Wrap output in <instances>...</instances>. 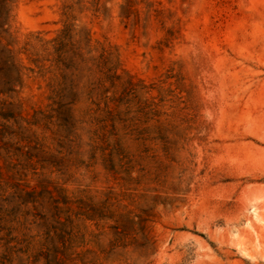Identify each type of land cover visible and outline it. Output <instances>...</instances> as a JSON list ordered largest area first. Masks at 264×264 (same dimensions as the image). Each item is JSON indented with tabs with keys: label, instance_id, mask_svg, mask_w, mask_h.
Masks as SVG:
<instances>
[{
	"label": "rangeland",
	"instance_id": "obj_1",
	"mask_svg": "<svg viewBox=\"0 0 264 264\" xmlns=\"http://www.w3.org/2000/svg\"><path fill=\"white\" fill-rule=\"evenodd\" d=\"M0 264H264V0H0Z\"/></svg>",
	"mask_w": 264,
	"mask_h": 264
}]
</instances>
